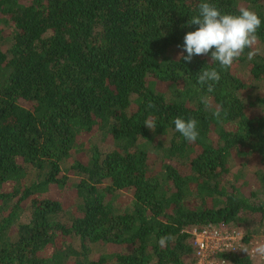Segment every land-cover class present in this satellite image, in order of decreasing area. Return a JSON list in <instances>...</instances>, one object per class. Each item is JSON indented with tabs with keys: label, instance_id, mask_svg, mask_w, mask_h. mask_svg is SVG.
I'll return each mask as SVG.
<instances>
[{
	"label": "trees",
	"instance_id": "obj_1",
	"mask_svg": "<svg viewBox=\"0 0 264 264\" xmlns=\"http://www.w3.org/2000/svg\"><path fill=\"white\" fill-rule=\"evenodd\" d=\"M211 2L262 20L228 70L181 59L201 0H0V264H193V228L264 233V0Z\"/></svg>",
	"mask_w": 264,
	"mask_h": 264
},
{
	"label": "clouds",
	"instance_id": "obj_2",
	"mask_svg": "<svg viewBox=\"0 0 264 264\" xmlns=\"http://www.w3.org/2000/svg\"><path fill=\"white\" fill-rule=\"evenodd\" d=\"M262 20L259 14L251 9L242 7L238 13L223 12L211 0H201L198 5V14L186 22L187 27L195 26L194 30L187 31L180 45L181 59L190 62L194 56L210 55L211 62L220 70H228L245 49L250 48L256 40V33ZM254 54L248 53L252 60ZM217 67L202 68L198 81L206 85L210 93L214 85L221 80V71ZM207 106V99L202 97ZM174 128L187 142L196 141L199 137L198 121L195 118L187 119L177 116ZM155 128L152 121L145 123ZM257 251L264 252V247Z\"/></svg>",
	"mask_w": 264,
	"mask_h": 264
},
{
	"label": "built area",
	"instance_id": "obj_3",
	"mask_svg": "<svg viewBox=\"0 0 264 264\" xmlns=\"http://www.w3.org/2000/svg\"><path fill=\"white\" fill-rule=\"evenodd\" d=\"M191 233L195 248L193 264H233L228 260V255L256 256L252 242L247 244L243 232L228 223L196 227Z\"/></svg>",
	"mask_w": 264,
	"mask_h": 264
},
{
	"label": "rangeland",
	"instance_id": "obj_4",
	"mask_svg": "<svg viewBox=\"0 0 264 264\" xmlns=\"http://www.w3.org/2000/svg\"><path fill=\"white\" fill-rule=\"evenodd\" d=\"M103 150H109V147L105 146ZM127 195L128 198L131 196L130 194ZM237 228L243 232L245 242H247V244H250V241L252 242V247L255 250L256 255L254 258H252L254 264H264V252L257 251L258 248L264 247V233H261V235H251V238H248L249 235L246 231L247 228L245 226H238ZM76 245H79L78 241H76ZM97 252H99V250L95 248L94 254Z\"/></svg>",
	"mask_w": 264,
	"mask_h": 264
}]
</instances>
